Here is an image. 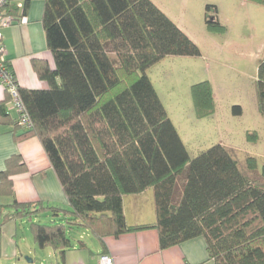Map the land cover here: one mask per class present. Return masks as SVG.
I'll use <instances>...</instances> for the list:
<instances>
[{
    "label": "trees",
    "instance_id": "trees-1",
    "mask_svg": "<svg viewBox=\"0 0 264 264\" xmlns=\"http://www.w3.org/2000/svg\"><path fill=\"white\" fill-rule=\"evenodd\" d=\"M43 1L55 69L33 62L49 89L19 88L32 128L18 120L17 130L25 131L17 139L41 142L69 208L16 202L7 214L1 209L0 228L27 219L38 248H50L60 258L79 230L104 239L154 229L162 250L202 237L214 264H264V180L243 173L222 144L192 159L147 75L166 57H200V49L151 0ZM29 5L30 0L18 14L7 0L4 11L22 23ZM207 24L225 30L219 22ZM256 92L264 115V58ZM192 96L198 118L214 115L209 81L194 85ZM233 110L242 115L240 106ZM249 161L255 172V160ZM26 172L20 157L11 159L1 175L0 196L13 195V177ZM150 189L156 222L129 226L124 199ZM44 213L63 220L36 222Z\"/></svg>",
    "mask_w": 264,
    "mask_h": 264
},
{
    "label": "rangeland",
    "instance_id": "rangeland-1",
    "mask_svg": "<svg viewBox=\"0 0 264 264\" xmlns=\"http://www.w3.org/2000/svg\"><path fill=\"white\" fill-rule=\"evenodd\" d=\"M151 1L201 52L200 57H166L147 71L190 157L222 144L243 173L264 180V115L256 92L264 58V4L254 0ZM207 21L219 22L225 30L209 28ZM205 81L212 84L215 113L198 118L192 87ZM236 106L242 108V115L234 114ZM250 158L255 160V172L248 169ZM153 195L150 189L141 197L151 215ZM45 259L48 254L42 252L38 261Z\"/></svg>",
    "mask_w": 264,
    "mask_h": 264
},
{
    "label": "crops",
    "instance_id": "crops-1",
    "mask_svg": "<svg viewBox=\"0 0 264 264\" xmlns=\"http://www.w3.org/2000/svg\"><path fill=\"white\" fill-rule=\"evenodd\" d=\"M26 1L28 0H9L19 10L18 14L22 13ZM44 8L43 0H30L26 20L2 30L6 59L18 80L19 88L49 89L48 83L38 77L33 67V62L40 60L47 62L52 70L55 69L54 57L48 49L43 25ZM18 119L19 114L12 98L0 81V183L1 175L11 159L20 157L27 168L26 173L13 177L14 194L0 196V211L3 209L5 214L9 213L16 202L42 203L58 209H68V200L41 142L35 137L17 139L25 131L23 128L17 130ZM148 191L124 199L129 226L153 225L156 222L154 195L152 215L149 210L144 209L145 201L141 198ZM129 202L133 210L131 215L128 213ZM1 220L0 212V222ZM61 220V214L56 216L53 213H44L35 218L36 222L42 224L58 223ZM75 234L73 247L66 252L64 258H60L50 248H38L27 219L11 221L0 228V264H100L102 256H110L114 264H214L209 259L207 244L202 237L162 250L158 232L154 229L104 239L87 230H79ZM42 252L48 254L49 261H38Z\"/></svg>",
    "mask_w": 264,
    "mask_h": 264
},
{
    "label": "built area",
    "instance_id": "built-area-1",
    "mask_svg": "<svg viewBox=\"0 0 264 264\" xmlns=\"http://www.w3.org/2000/svg\"><path fill=\"white\" fill-rule=\"evenodd\" d=\"M7 3V0H0V81L3 86L6 88L7 92L12 98L14 107L16 108L19 114V124L22 127L31 129L32 122L29 115L26 112V109L23 105V102L19 95V84L16 76L10 70L6 59L5 53V44L2 30L6 27H10L15 24L14 18L9 15H6L4 7ZM100 264H114L113 259L110 256H102L100 259Z\"/></svg>",
    "mask_w": 264,
    "mask_h": 264
}]
</instances>
